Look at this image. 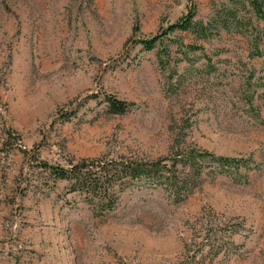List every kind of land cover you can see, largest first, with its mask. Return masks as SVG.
I'll use <instances>...</instances> for the list:
<instances>
[{
	"label": "rangeland",
	"instance_id": "rangeland-1",
	"mask_svg": "<svg viewBox=\"0 0 264 264\" xmlns=\"http://www.w3.org/2000/svg\"><path fill=\"white\" fill-rule=\"evenodd\" d=\"M224 1L0 0V264H264V53L223 30L136 42ZM103 93L129 111L110 114ZM177 141L248 160L245 177L204 174L181 202L138 185L94 216L21 153L156 158Z\"/></svg>",
	"mask_w": 264,
	"mask_h": 264
},
{
	"label": "trees",
	"instance_id": "trees-1",
	"mask_svg": "<svg viewBox=\"0 0 264 264\" xmlns=\"http://www.w3.org/2000/svg\"><path fill=\"white\" fill-rule=\"evenodd\" d=\"M192 8L178 21L167 26L161 34H154L136 42L142 50H152L162 38L180 30H193L202 39H209L221 30L238 33L247 38L254 55L264 53L260 22L264 24V0H225L221 8L210 14L206 21H195ZM162 67L168 62L159 59ZM100 102H105L110 114L122 115L129 111L131 104L103 93ZM99 95L92 93L85 97L97 100ZM71 112V111H69ZM71 113H61V120H69ZM73 115L75 113H72ZM10 136V134H8ZM24 158L31 162L41 175V184L48 189L58 182L66 184V194L77 195L94 216H105L116 209L121 194L138 185L161 187L175 202H181L196 189L204 174L241 175L242 166L248 160L216 154L206 149L181 145L177 141L170 151L156 158L120 155L110 157L68 158L63 164H51L39 157L37 147L21 149ZM220 235L213 233L209 239L216 241ZM229 244H232L229 241ZM184 264H199L192 257Z\"/></svg>",
	"mask_w": 264,
	"mask_h": 264
}]
</instances>
